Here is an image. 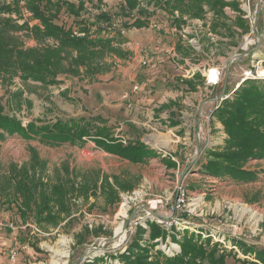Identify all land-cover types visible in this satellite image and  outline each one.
Returning <instances> with one entry per match:
<instances>
[{
  "label": "rangeland",
  "instance_id": "374dc122",
  "mask_svg": "<svg viewBox=\"0 0 264 264\" xmlns=\"http://www.w3.org/2000/svg\"><path fill=\"white\" fill-rule=\"evenodd\" d=\"M96 1L87 0L81 16L92 21L100 11L111 13L116 27L125 29L122 48L127 56L109 54L104 59L109 63L104 72L94 76L81 71L75 76L61 74L54 85L14 78L10 84H0V104L24 127L32 121L40 124L57 118H98L123 144L139 140L155 154L144 163H132L92 141H86L83 147H49L18 135L0 140V186L9 181L13 166L20 171L26 169L30 182L40 180L51 186L68 184L70 179L74 186L66 196L68 211L59 213L55 225L39 226L29 213L20 217L17 203L21 197L9 205L0 194V264H84L99 255L111 264H123L108 256L124 250L138 228L144 229V242L149 223L166 232L164 240H153L154 247L164 253L171 245L179 248L170 234L175 232L180 238L186 230L233 250L236 258L252 259L235 244L240 241L264 249V158L247 162L246 168L257 172V178L243 183L206 175L202 165L207 152L222 146L225 137L222 124L212 115L223 99L222 89L225 87V94L231 91V96L244 79L252 75L264 78L259 72L264 67V0H226L236 2L237 8L226 5L219 14L204 4L201 16L195 18L181 17L178 10L169 14L154 0H133L135 6L131 9L128 0ZM140 10L145 12L141 19L147 21V26L123 27L138 17ZM172 17L183 19L180 28L170 24ZM72 20L62 13L59 23L71 25ZM213 23L217 24L215 30ZM26 45L33 46L34 41L28 39ZM131 49L142 58L133 80H129L135 72L129 66ZM193 64L211 84L208 89L213 88L210 93L202 92L201 98L209 95L218 101L204 106L202 122L194 126L190 122V133L185 135L183 128H173L177 120L160 117V107L171 101L175 109L185 112L181 100L191 94H185L189 91L185 81H191L195 88L194 79L200 77L197 73L189 78L180 74L187 75L185 70ZM210 69L216 70L215 82L207 79ZM135 83L139 88L131 91ZM181 86L184 88L180 94ZM18 91L27 101L20 109L10 98ZM184 115V120H190L187 113ZM193 128L199 133L194 139ZM219 130L223 134H218ZM11 185L13 193V182ZM179 185L187 194L184 205L177 208ZM54 209H58L56 205ZM118 225H122L123 240L116 234ZM10 247L18 250L14 261L8 256ZM236 258L228 257L226 264H241Z\"/></svg>",
  "mask_w": 264,
  "mask_h": 264
},
{
  "label": "trees",
  "instance_id": "16d2710c",
  "mask_svg": "<svg viewBox=\"0 0 264 264\" xmlns=\"http://www.w3.org/2000/svg\"><path fill=\"white\" fill-rule=\"evenodd\" d=\"M86 1L0 0V84H10L18 78L22 82L31 80L42 85H54L58 84L57 77L61 74L75 76L81 71L94 76L104 72L109 66L104 59L109 54L125 58L127 53L122 44L126 40L113 22V15L100 11L92 21L83 18L81 13ZM154 3L169 14L178 10L181 17L193 18L201 16L204 4L216 14L221 13L226 5L237 8L236 2L226 0H154ZM127 6L131 9L135 2L128 0ZM62 13L73 18L71 25L59 23ZM138 15L123 27L147 26V21L141 19L145 12L140 10ZM31 21L35 23L30 24ZM183 23L182 18L172 17L170 24L180 28ZM216 28L217 24L213 23L212 29ZM28 39L34 41L33 46L26 45ZM185 83L189 89L193 88L191 81ZM10 98L17 109L21 108L23 101L27 102L22 100L21 91L11 94ZM212 115L222 124L225 137L222 146L207 152L202 173L235 183L256 180L257 172L246 168V164L250 160L264 158V78L244 79L231 96L220 101ZM38 122H29L24 127L0 104V140L18 135L49 147L63 144L83 147L86 141H92L104 151L132 163H144L155 154L139 140L123 144L120 138L113 137L111 127L98 118H57L53 122ZM25 171L15 166L10 169L9 181L0 186L4 202L10 205L21 197V202L17 203L20 217L25 218L29 213L39 226L57 224L59 213L68 211L66 196L74 190L72 180L69 179L68 184L46 186L40 180L30 182ZM11 182L13 193L10 192ZM143 232L144 229L138 228L124 250L108 257L117 258L123 264H226L228 257L236 258L233 250L221 248L218 242L211 243L209 237L202 238L186 230L182 231L180 238L175 232L170 234L179 248L167 254L154 247L153 243L158 237L164 240V230L155 223H149L148 238L141 242ZM235 245L243 255L252 256V259L236 258L241 264H264V249L248 247L240 241ZM84 264L111 263L99 255Z\"/></svg>",
  "mask_w": 264,
  "mask_h": 264
},
{
  "label": "crops",
  "instance_id": "0c3cea01",
  "mask_svg": "<svg viewBox=\"0 0 264 264\" xmlns=\"http://www.w3.org/2000/svg\"><path fill=\"white\" fill-rule=\"evenodd\" d=\"M140 29H142V28H140ZM131 50H133V49H131ZM131 55L132 56L130 59H131L132 63H129V62L128 63L130 64L129 65L130 69L133 72L134 71L135 72L133 73V75L130 76L129 80H133L135 77V74L138 73V68H140V61L142 60L141 56L136 53L135 49L132 51ZM134 62H136V64H133ZM185 71H186L187 75L182 73V74H180L181 77L189 78L190 76H192L193 73H197L195 75H199L197 77H200V78L194 79V82H196L195 83L196 86L192 90L188 89V87L185 85V89L189 90L188 92H185V94L191 93L190 96L185 95L184 98L181 100V103L185 105V109H184L185 112H183V110L175 109V103L169 101L168 103L161 105L160 108L163 109V111L161 112L160 117L165 116V117H168L169 119L177 120L178 124L176 123V125H174L173 128L181 127L185 130L183 134L187 135L190 133L189 132L190 125H191L190 122L193 124V126H194V124H196V125L200 124L202 122V117L204 118V115H203L204 114V108H205L204 106L207 104L213 105V102H215L217 99L216 98H208L209 95L204 96V98H201L202 92L208 91L210 93V92H212L213 88L208 89V87L211 84L206 81V79L204 77L205 76L204 73H202L201 70L199 68H197L196 64L190 65V67L188 69H186ZM130 74L131 73H129V75ZM183 80L184 79H181V81H183ZM183 88H184L183 86L180 87V89H179L180 94L182 93ZM192 93L194 95H192ZM221 93H222L221 97L224 98V97L230 96L231 91H229V92H227V94H225V87H224L222 89ZM196 100H198V101L196 102ZM172 104H173V106L170 108L169 105H172ZM202 104H203V106H202ZM178 112L181 115H179ZM184 113L188 114L187 118L190 120H184L182 118V116L185 117ZM179 118H180V120H179ZM214 123H216V122L214 121ZM216 126H217V124L213 128H215ZM217 133L223 134V132L221 130L217 131ZM196 134L199 135V133H197V131H196V128H193V139L195 138ZM182 138H183V140L186 139L185 136ZM147 161H149V160H147ZM205 178H207V177H205Z\"/></svg>",
  "mask_w": 264,
  "mask_h": 264
},
{
  "label": "built area",
  "instance_id": "2783aa9c",
  "mask_svg": "<svg viewBox=\"0 0 264 264\" xmlns=\"http://www.w3.org/2000/svg\"><path fill=\"white\" fill-rule=\"evenodd\" d=\"M150 25L151 26H157V23H155V22H150ZM121 32L124 34V32H125V29H123V28H121ZM212 69H210L209 71H211ZM208 71V72H209ZM252 77L253 78H255V76L254 75H252ZM207 79H208V81L209 82H215L216 81V79H217V76H216V79L215 80H210L209 78H208V75H207ZM138 88H139V85H137L136 83L133 85V87H132V90L131 91H136V90H138ZM124 96H127V94H124ZM186 189L183 187V185H179L178 186V188H177V195H176V199H175V205H176V207L177 208H179V207H181V206H183L184 205V203H185V200H186ZM161 200H156L155 202H160ZM171 224V223H170ZM10 226L11 227H13L12 226V223H10ZM25 226H27V225H24L22 228H24ZM28 226H30L33 230L35 229L33 226H31V225H28ZM177 250V248H175L173 245H171L170 247H167L166 248V251H165V253H167V254H171V253H173L174 251H176ZM17 249L16 248H14V247H10L9 249H8V256H9V258H10V260H12V261H14V259H15V257H16V253H17Z\"/></svg>",
  "mask_w": 264,
  "mask_h": 264
},
{
  "label": "bare ground",
  "instance_id": "6f19581e",
  "mask_svg": "<svg viewBox=\"0 0 264 264\" xmlns=\"http://www.w3.org/2000/svg\"><path fill=\"white\" fill-rule=\"evenodd\" d=\"M259 72H260L261 75H264V67L260 68V69H259ZM207 73H208V72H207ZM208 78L211 79V80H215V79H216V70H215V69H212L211 71H209V73H208ZM121 212H122L123 214H125V212H124L123 210H121ZM119 225H120V224H119ZM119 225H118V227L116 228V234H117L118 236H120L121 240H123L122 238H123L124 235L120 234V233L122 232V225H121V226H119ZM125 232H126V231H124L123 234H124ZM54 263H55V262H54Z\"/></svg>",
  "mask_w": 264,
  "mask_h": 264
}]
</instances>
